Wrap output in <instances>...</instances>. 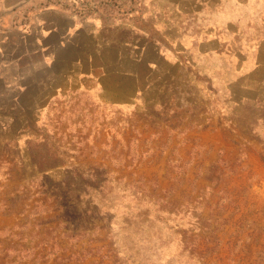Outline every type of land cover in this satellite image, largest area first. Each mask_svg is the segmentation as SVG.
Listing matches in <instances>:
<instances>
[{
  "label": "rangeland",
  "instance_id": "374dc122",
  "mask_svg": "<svg viewBox=\"0 0 264 264\" xmlns=\"http://www.w3.org/2000/svg\"><path fill=\"white\" fill-rule=\"evenodd\" d=\"M172 84L183 111L177 93L169 109L115 110L0 84V214L28 212L32 241L75 264H264V95L226 125L193 82Z\"/></svg>",
  "mask_w": 264,
  "mask_h": 264
},
{
  "label": "crops",
  "instance_id": "0c3cea01",
  "mask_svg": "<svg viewBox=\"0 0 264 264\" xmlns=\"http://www.w3.org/2000/svg\"><path fill=\"white\" fill-rule=\"evenodd\" d=\"M72 1L0 0L2 90L85 95L115 110L169 109L177 93L183 111L189 92L172 81L187 80L226 125L264 95V0H120L125 12L83 17ZM27 215L0 214V264H75L32 241Z\"/></svg>",
  "mask_w": 264,
  "mask_h": 264
},
{
  "label": "trees",
  "instance_id": "16d2710c",
  "mask_svg": "<svg viewBox=\"0 0 264 264\" xmlns=\"http://www.w3.org/2000/svg\"><path fill=\"white\" fill-rule=\"evenodd\" d=\"M125 11H126L125 8H123V9H122V12H125Z\"/></svg>",
  "mask_w": 264,
  "mask_h": 264
}]
</instances>
